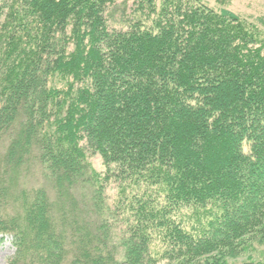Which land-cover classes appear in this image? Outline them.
<instances>
[{
  "label": "trees",
  "instance_id": "trees-1",
  "mask_svg": "<svg viewBox=\"0 0 264 264\" xmlns=\"http://www.w3.org/2000/svg\"><path fill=\"white\" fill-rule=\"evenodd\" d=\"M214 3L0 0L6 264H227L264 243V16ZM33 167L46 186H20Z\"/></svg>",
  "mask_w": 264,
  "mask_h": 264
},
{
  "label": "rangeland",
  "instance_id": "rangeland-1",
  "mask_svg": "<svg viewBox=\"0 0 264 264\" xmlns=\"http://www.w3.org/2000/svg\"><path fill=\"white\" fill-rule=\"evenodd\" d=\"M209 6H215L214 0H204ZM130 3L128 2L127 6L129 7ZM125 7L126 12L128 7ZM117 7H115L116 9ZM114 9V10H115ZM230 9L242 16L257 17L260 15L264 16V0H231ZM114 19H118L120 12L119 8L117 12L112 13ZM92 162L96 168H100V163L98 158H92ZM46 186V183L41 178L38 168H31L26 174L24 179H21L20 186L26 188H33L36 186ZM110 185L106 192L107 198L106 203L112 202V199L115 195L116 190ZM86 194V193H85ZM88 194V193H87ZM111 197V198H110ZM248 252V253H247ZM240 257L235 259L228 260L227 264H264V243L255 244L251 250L247 251ZM14 248L11 243V238L9 236L0 235V264H6L9 258L13 255ZM158 264H167L164 262H159Z\"/></svg>",
  "mask_w": 264,
  "mask_h": 264
}]
</instances>
